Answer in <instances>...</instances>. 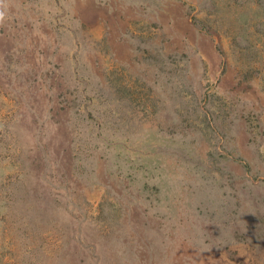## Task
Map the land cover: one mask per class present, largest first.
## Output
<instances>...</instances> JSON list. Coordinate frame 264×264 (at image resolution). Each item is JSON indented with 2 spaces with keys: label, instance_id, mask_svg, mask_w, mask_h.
Here are the masks:
<instances>
[{
  "label": "rangeland",
  "instance_id": "374dc122",
  "mask_svg": "<svg viewBox=\"0 0 264 264\" xmlns=\"http://www.w3.org/2000/svg\"><path fill=\"white\" fill-rule=\"evenodd\" d=\"M0 10V264H264V0Z\"/></svg>",
  "mask_w": 264,
  "mask_h": 264
},
{
  "label": "clouds",
  "instance_id": "9594fccd",
  "mask_svg": "<svg viewBox=\"0 0 264 264\" xmlns=\"http://www.w3.org/2000/svg\"><path fill=\"white\" fill-rule=\"evenodd\" d=\"M2 3H3V0H0V4ZM4 18H5V12L0 10V22H3Z\"/></svg>",
  "mask_w": 264,
  "mask_h": 264
}]
</instances>
